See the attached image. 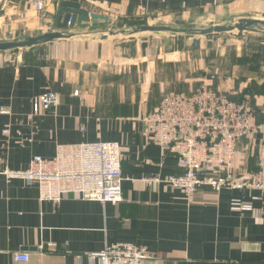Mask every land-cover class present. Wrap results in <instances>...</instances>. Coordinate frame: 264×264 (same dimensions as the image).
<instances>
[{
  "label": "crops",
  "instance_id": "crops-1",
  "mask_svg": "<svg viewBox=\"0 0 264 264\" xmlns=\"http://www.w3.org/2000/svg\"><path fill=\"white\" fill-rule=\"evenodd\" d=\"M36 1L44 6L41 12ZM62 2L76 3L108 23L94 26L90 21L64 30L74 36L25 49L22 62H10L0 53V110L5 111L0 114V264H101L96 255L118 243L146 247L155 257L151 264H264L260 193L202 186L186 196L166 183L183 174L177 158L145 133L142 120L163 96L190 95L192 88L179 74L175 79L159 74L163 55L158 50L153 56L152 45L101 33L115 19L137 23L188 14L194 17L191 23L215 25L261 19L264 0H0V31L13 37L58 31ZM236 34L249 36L247 46L264 55L261 31ZM186 40L198 51L201 41L193 48L194 39ZM246 65L256 66L257 75L231 69L224 73L223 88L215 87L211 72L198 83L256 110L260 130L238 144L236 177L255 170L257 152L250 165L247 150L264 143V59L253 57ZM238 91L247 95L236 97ZM49 92L57 94V104L34 114V101ZM108 142L118 144L123 159V200L115 205L73 196L57 206L40 202L37 185L4 176L26 170L35 157L53 159L58 146ZM235 201L249 208L234 210ZM18 253H27L29 261L14 262Z\"/></svg>",
  "mask_w": 264,
  "mask_h": 264
},
{
  "label": "built area",
  "instance_id": "built-area-1",
  "mask_svg": "<svg viewBox=\"0 0 264 264\" xmlns=\"http://www.w3.org/2000/svg\"><path fill=\"white\" fill-rule=\"evenodd\" d=\"M36 11L44 9L34 3ZM58 102L54 92L40 95L33 113L48 110ZM3 109L0 114H4ZM256 110L247 102H234L205 83L190 95L163 96L151 113L144 116L145 133L162 151L177 158L183 174L166 182L190 197L202 186L215 190H254L264 207V143L258 146L255 170L236 177L233 174L236 149L244 139L260 130ZM4 136L8 131L2 132ZM122 155L117 143H81L58 146L53 159L35 157L23 171H6V179H20L37 185L39 201L59 205L69 196L101 204L121 203ZM147 184L152 179H142ZM234 210L249 206L235 201ZM44 247H39L43 251ZM95 256V255H94ZM101 264H151L155 257L146 247L118 243L96 255ZM16 263H27L29 255H13Z\"/></svg>",
  "mask_w": 264,
  "mask_h": 264
},
{
  "label": "rangeland",
  "instance_id": "rangeland-1",
  "mask_svg": "<svg viewBox=\"0 0 264 264\" xmlns=\"http://www.w3.org/2000/svg\"><path fill=\"white\" fill-rule=\"evenodd\" d=\"M193 18V16L188 14H184V16H165L158 18L157 20L152 19L151 21H142L140 23V26L168 27L177 30H198L217 26L212 22H205L203 24H201L200 22L191 23L193 22ZM132 28H135V26H129L127 24V20L115 19L112 22L111 27H104L101 33L105 34L107 31L117 33L120 31H129ZM235 33L236 32L233 31L230 33L213 34L210 36L194 38L183 34L175 35L170 32H148L132 35L131 38L126 35H118V37H116L122 42L128 39L135 41L136 39L137 41L149 44V46L152 45V47H154L153 56H156L157 51L160 50L163 55L161 61L164 64L158 67L159 74L162 73L169 79H175V77L179 74L180 81H182L186 87H191V91L193 93L198 87L199 80L206 73L211 72L212 75H214V77L216 78L214 82L216 84L215 87H218V89L219 86L223 88L226 85V75H224V73L226 71L228 72L231 69L235 70L237 74L241 75H257L256 66L247 68V60L252 59L253 57L264 59V55L258 53L255 47L251 49V46H247L250 41L249 36H246V38H237L235 36ZM27 38H29V36L23 35L21 33H18L17 37H13L12 34L4 36L3 32L0 31V43L12 41L16 42ZM192 39H198L199 41H201V46L198 51H192L190 49L189 43L185 44L183 42V40L192 41ZM24 51L25 50H12L5 52L3 55H6L10 62L18 63L23 61L24 55H19L24 53ZM132 53L133 49L131 48L130 54ZM45 57L46 56L43 55L42 59ZM198 60L200 61L199 64H197ZM252 86L253 84L248 85L247 90H250ZM262 87V91L264 92V85ZM243 94L247 95L246 93H242V91H238L235 96L241 97L244 96ZM250 97L253 98L252 95H250ZM247 151L250 154L247 162L251 165L252 162H254V156L257 150L253 149L251 151Z\"/></svg>",
  "mask_w": 264,
  "mask_h": 264
},
{
  "label": "water",
  "instance_id": "water-1",
  "mask_svg": "<svg viewBox=\"0 0 264 264\" xmlns=\"http://www.w3.org/2000/svg\"><path fill=\"white\" fill-rule=\"evenodd\" d=\"M58 17L56 19L55 27L58 31L44 33L36 37H29L21 41L12 42H1L0 53H5L12 50H25L32 49L38 46L56 41L61 39H68L73 37V33L63 32L67 29L82 28L86 26L90 21L91 24L96 26L99 22L107 24L108 20L106 17L100 15H89L83 11L80 6L76 3L62 2L58 8ZM262 29V30H261ZM261 31L264 34V15L261 19L253 18H239L235 22H230L226 25L212 26L206 29H172L168 27H150V26H138L130 29L129 31L111 32L107 31L105 37L117 36V35H136L139 33H162L170 32L172 34H183L189 37H205L213 34L230 33L235 31L238 36H242L243 33L252 31ZM199 43L198 39L193 40V48H196Z\"/></svg>",
  "mask_w": 264,
  "mask_h": 264
},
{
  "label": "trees",
  "instance_id": "trees-1",
  "mask_svg": "<svg viewBox=\"0 0 264 264\" xmlns=\"http://www.w3.org/2000/svg\"><path fill=\"white\" fill-rule=\"evenodd\" d=\"M140 23H141L140 21L137 22V23H132V22H128V21H127V24H128L129 26H132V27H134V26H135V27H138V26H140Z\"/></svg>",
  "mask_w": 264,
  "mask_h": 264
}]
</instances>
